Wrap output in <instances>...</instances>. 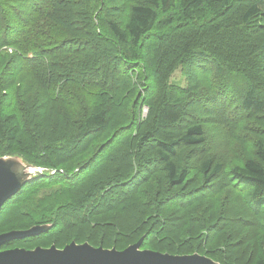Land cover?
I'll list each match as a JSON object with an SVG mask.
<instances>
[{
	"label": "trees",
	"instance_id": "trees-1",
	"mask_svg": "<svg viewBox=\"0 0 264 264\" xmlns=\"http://www.w3.org/2000/svg\"><path fill=\"white\" fill-rule=\"evenodd\" d=\"M3 157L0 234L52 228L1 250L264 264V0H0Z\"/></svg>",
	"mask_w": 264,
	"mask_h": 264
},
{
	"label": "water",
	"instance_id": "water-1",
	"mask_svg": "<svg viewBox=\"0 0 264 264\" xmlns=\"http://www.w3.org/2000/svg\"><path fill=\"white\" fill-rule=\"evenodd\" d=\"M44 175V169L28 165L19 157L0 158V212L27 184ZM51 228L50 225H37L24 231L0 234V264H221L200 254L181 256L142 249L144 238L124 250L76 242L63 249L53 245L32 250H1L11 242L38 237Z\"/></svg>",
	"mask_w": 264,
	"mask_h": 264
},
{
	"label": "rangeland",
	"instance_id": "rangeland-1",
	"mask_svg": "<svg viewBox=\"0 0 264 264\" xmlns=\"http://www.w3.org/2000/svg\"><path fill=\"white\" fill-rule=\"evenodd\" d=\"M181 76H182V71L179 70L178 72H176L174 79L175 80H179L181 78ZM147 114H148V109L147 108H144L143 116L146 117Z\"/></svg>",
	"mask_w": 264,
	"mask_h": 264
}]
</instances>
